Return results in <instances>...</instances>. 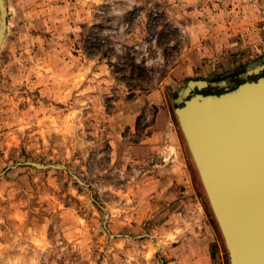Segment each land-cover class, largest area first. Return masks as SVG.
<instances>
[{
	"label": "rangeland",
	"instance_id": "rangeland-1",
	"mask_svg": "<svg viewBox=\"0 0 264 264\" xmlns=\"http://www.w3.org/2000/svg\"><path fill=\"white\" fill-rule=\"evenodd\" d=\"M4 6L0 264H230L175 108L264 64V0Z\"/></svg>",
	"mask_w": 264,
	"mask_h": 264
},
{
	"label": "water",
	"instance_id": "water-1",
	"mask_svg": "<svg viewBox=\"0 0 264 264\" xmlns=\"http://www.w3.org/2000/svg\"><path fill=\"white\" fill-rule=\"evenodd\" d=\"M0 43L6 23L0 0ZM264 64L220 93L190 79L175 108L179 127L219 225L230 264H264ZM247 75H257L247 78ZM195 91V92H194Z\"/></svg>",
	"mask_w": 264,
	"mask_h": 264
},
{
	"label": "crops",
	"instance_id": "crops-1",
	"mask_svg": "<svg viewBox=\"0 0 264 264\" xmlns=\"http://www.w3.org/2000/svg\"><path fill=\"white\" fill-rule=\"evenodd\" d=\"M208 253V248L202 244L199 249L194 248L192 251H185L181 262L187 264H206L209 258Z\"/></svg>",
	"mask_w": 264,
	"mask_h": 264
},
{
	"label": "bare ground",
	"instance_id": "bare-ground-1",
	"mask_svg": "<svg viewBox=\"0 0 264 264\" xmlns=\"http://www.w3.org/2000/svg\"><path fill=\"white\" fill-rule=\"evenodd\" d=\"M217 221V220H216Z\"/></svg>",
	"mask_w": 264,
	"mask_h": 264
}]
</instances>
